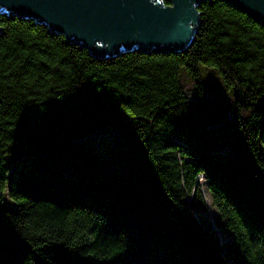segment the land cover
Masks as SVG:
<instances>
[{"label":"trees","instance_id":"1","mask_svg":"<svg viewBox=\"0 0 264 264\" xmlns=\"http://www.w3.org/2000/svg\"><path fill=\"white\" fill-rule=\"evenodd\" d=\"M197 10L185 53L112 59L0 15V264H264V26ZM99 126L136 150L129 176L127 146L113 173L79 141Z\"/></svg>","mask_w":264,"mask_h":264},{"label":"water","instance_id":"2","mask_svg":"<svg viewBox=\"0 0 264 264\" xmlns=\"http://www.w3.org/2000/svg\"><path fill=\"white\" fill-rule=\"evenodd\" d=\"M207 0H0V15L43 24L97 59L154 50L185 53ZM264 26V0H221ZM167 2V3H166Z\"/></svg>","mask_w":264,"mask_h":264},{"label":"rangeland","instance_id":"3","mask_svg":"<svg viewBox=\"0 0 264 264\" xmlns=\"http://www.w3.org/2000/svg\"><path fill=\"white\" fill-rule=\"evenodd\" d=\"M203 73V84L207 88V91L210 92L212 90H223L222 85L220 82V79L216 75V73L208 68L202 69ZM184 89L187 90L188 94L192 97L191 92V82L189 80L184 79ZM225 96H221V98L217 99V102H222V104H227V100ZM222 106V105H221ZM230 107V105H229ZM228 108V107H227ZM228 112L232 111L231 108L226 109ZM80 138H85L83 141L90 152L93 154H96L104 159H106L113 167V170L115 169L113 165L120 162L114 155V149L120 146H127L129 150V157L125 160V165L121 166L120 169H122V175L120 176L118 174L115 175L117 178H123L124 176H129L134 169V162L136 157V150L131 148L128 145L127 139L120 131H118L116 128L110 127V126H99L94 129L83 131L80 136ZM221 153L227 152V149L222 147L219 150ZM20 158L19 156H14L10 158L11 164H14L16 160ZM113 173H117L112 171ZM201 182V181H200ZM187 202H190V198L187 199ZM199 218H209L211 219L212 211H209L208 213L200 212L197 214ZM229 239V236L222 237L223 241H227Z\"/></svg>","mask_w":264,"mask_h":264},{"label":"built area","instance_id":"4","mask_svg":"<svg viewBox=\"0 0 264 264\" xmlns=\"http://www.w3.org/2000/svg\"><path fill=\"white\" fill-rule=\"evenodd\" d=\"M209 96H225L221 91H216V92H212L211 94H209ZM226 98H228L227 96H225ZM229 101H227V104H222V109L224 110V111H226L227 113H229L226 109H228L227 107H228V105H229ZM85 140V138H80L79 139V141H84ZM200 180H202V177L201 176H199L198 177Z\"/></svg>","mask_w":264,"mask_h":264}]
</instances>
